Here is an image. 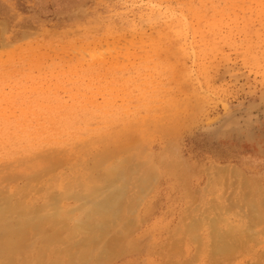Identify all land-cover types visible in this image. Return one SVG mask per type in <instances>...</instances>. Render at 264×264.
Listing matches in <instances>:
<instances>
[{
  "label": "rangeland",
  "instance_id": "374dc122",
  "mask_svg": "<svg viewBox=\"0 0 264 264\" xmlns=\"http://www.w3.org/2000/svg\"><path fill=\"white\" fill-rule=\"evenodd\" d=\"M0 38L8 46H0V129L6 137L22 136L46 111L53 117L44 107L59 98L71 114H92L91 129L101 126L102 108L133 111L138 99L159 106L124 118L143 117L150 132L140 136L134 129L141 125L130 122L124 139L132 154L114 139L106 155L121 152L128 159L121 179L103 186L104 197L115 194L111 203L121 221L108 224L106 237L92 228L94 221L79 232L76 221L68 223L76 231L71 250L86 251L88 264H264V0H0ZM79 123L71 128L82 133ZM25 146L20 140L14 149ZM62 150L58 156H70L72 164L74 154ZM152 162L156 167L146 173ZM95 163L92 154L84 164L98 179L103 167ZM68 168L54 163L49 171L60 179ZM22 185L18 180L12 189ZM85 202L61 190L48 201L69 208ZM2 220L7 223L6 214ZM131 220L137 225L128 226ZM224 240L236 251L215 254ZM169 245L178 250L167 257ZM115 246L122 248L111 252ZM16 256L15 264L25 259Z\"/></svg>",
  "mask_w": 264,
  "mask_h": 264
},
{
  "label": "bare ground",
  "instance_id": "6f19581e",
  "mask_svg": "<svg viewBox=\"0 0 264 264\" xmlns=\"http://www.w3.org/2000/svg\"><path fill=\"white\" fill-rule=\"evenodd\" d=\"M172 25H173V23H172ZM171 27L172 26H170V28ZM158 40H159V38H158ZM134 43H135V41H134ZM111 45H112V43H111ZM0 46H1V44H0ZM5 46H6V48L8 47L7 45L3 46V43H2L1 48H4ZM60 47H62V46L60 45ZM138 47H136V48H138ZM143 47H145V46L143 45ZM143 47H141V45H140V48H143ZM108 48H109V46H108ZM155 48H157V47H155ZM157 50H156V52H157ZM73 51L75 52V49ZM139 51H140V49H139ZM92 52L93 53L88 52L90 57L96 56V54H95L96 52L94 53L93 50H92ZM100 52L101 51L99 50V53ZM110 52H112V51H110ZM145 54H148V53H145ZM6 56H8V55H6ZM9 56H12V55H9ZM98 56H97V58H98ZM255 57H256V55H255ZM255 59L257 61V58H255ZM142 60H143V58H142ZM73 73H75V72H73ZM67 74H69V73H67ZM115 78H116V76H115ZM52 96L53 95L50 93L48 96V99L51 98ZM141 96H144V94ZM73 98H75V97H73ZM138 98H140V97H138ZM60 100H62V99H60V98L55 99V104L47 105L44 107V108L50 110L53 117H51L50 113L46 111L43 114V117L41 115L39 118L35 119V123L33 126H28L27 128L21 130V132L23 133L22 136H18L14 132L13 136L8 135L6 137L3 134L4 129H0V137H3L0 139V164L3 165V167L0 169V202H1V204H0V262L2 264H15V263H17L16 262L17 260L15 262H12L15 258L14 259H11V258H13L16 255L18 256L19 253L23 254V258L25 256V259L21 264H88V261L90 258H89V255H87L86 251H73V250H71V248L69 246L68 241H69V239L74 237L76 231H74L73 229H69L70 227L68 226V223H71V222L73 223L76 221L77 222L76 228H77V231L79 232V231H81L82 226L84 227L87 225L86 227H88V224L85 225L86 221L87 222L88 221L89 222L94 221V222H96V225H94V223L92 222L93 223L92 228H94L96 226L99 230L98 232L100 234L102 232V235H104V230L108 229V224H110L112 222L114 223L113 220H116V219L118 220V217H119L118 212L115 210L116 208L118 210V207L114 206L111 203L115 200V198L112 197L115 194H113V195L109 194L111 198L104 197L105 192H103V186L107 181H108L107 183L111 182L112 185H114L117 183V180L121 179L120 173H122L121 171H122L123 166L128 165V159L123 154H121V152H119L116 156H114L111 159H107L106 155H109L110 151L112 149H115L114 148V142H113L114 139L121 140V141L127 143V145L129 146V150H128L127 154L128 155L132 154L131 150H135L134 147L131 146L130 144H128V141L126 138L124 139L126 132L132 131L131 127H130V122H132L133 125H141L139 127L140 131L138 129H134L135 131L139 132L138 134L140 136L149 135L150 132H149V129L147 130V127H145V125H146L145 121L146 120L143 117H135V118L132 117V120H128V119H124V118L128 115H134L136 112H139V111H143V112L145 111L144 112V114H145L148 111L150 113V112L156 111L157 108H159V106L153 104L154 100L145 101L143 99H138L136 104L133 106V111H130L127 107H122L120 112H117L114 110L110 111L108 108L107 109L102 108L100 110V114L103 116L101 126L98 128H95V129H91V128L87 127L86 124L91 120L92 114H90V116H87L85 118H82L81 116H76V114H74V113L71 114L68 110L69 104L62 102ZM83 102H85V101H83ZM86 102H88V101H86ZM90 102H93L92 99ZM94 102H95V100H94ZM42 105H44V104H41V106ZM23 109H24V107H22V110ZM23 111H25V113H26L27 110H23ZM27 112H29V110ZM233 112H234V110H233ZM33 113H34V110H33ZM81 115H82V113H81ZM8 117H9V115H8ZM14 117H16V115ZM29 118H31V116ZM32 118H34V117H32ZM79 122L84 125L83 129H82V133H81V129L76 130V129L71 128L72 126L77 125ZM71 129L74 132H72ZM65 133H67V135ZM153 134L154 133L152 132L151 135H153ZM64 135H66V138L63 137ZM20 140H24L26 146L22 150L14 149L16 144H19ZM62 149L63 150L66 149L70 153L74 154L75 157H74V162L72 164L70 163V162H72L70 156H66V157L58 156L59 152ZM143 152H144V150H143ZM92 154L95 157V161H96L95 164L99 165L96 169L100 168L101 166L103 167V169H102L103 173L98 179H94L92 177L91 168L88 165L86 166L84 164V163H86V158L91 156ZM54 163L69 167L68 168L69 171L64 172L60 179L52 178V173L49 171L50 166H52ZM148 164L150 167L149 168L147 167L146 173H150V172L152 173V170H154V168L156 167V164H155V162L148 163ZM145 166H148V165H145ZM136 169H138V168H136ZM139 171L141 172V170H139ZM96 173H97L96 176L98 177V175H100V172L97 171ZM186 173H188V172L186 171ZM128 174L129 173H127L126 175H128ZM217 175H219V174H217ZM47 177H49L48 180H47ZM44 179H46V180H44ZM138 179H140V178H138ZM18 180H22L23 185L20 187H16V188L12 189V185L14 183H16ZM129 181H131V180H129ZM129 181H128V183H129ZM146 182L147 181L143 182V184ZM4 183H8L9 186H11L9 190L3 189L2 185ZM38 184H43L44 187L41 189L37 188ZM134 184L135 183H133V185ZM141 184L142 183H139L138 186L140 187ZM217 184H221V183H217ZM144 187L142 188V190L144 189ZM132 188H134V187H132ZM125 189L127 190L128 188L126 187ZM59 190H61L63 193H66V194H73L74 198L78 201L87 199V201L90 200V202L89 203L85 202L86 205L82 204V205L77 206L76 208H69L70 206L66 205V204L56 205L57 202L55 204L48 203L49 197L53 196L54 191H59ZM119 191H121V189ZM144 191H146V190L144 189ZM139 192H140V190H139ZM141 192H143V191H141ZM115 193H119V192H115ZM219 193H221V192H219ZM232 195H234V194H232ZM124 196H127V195L124 194ZM229 197H231V195ZM121 198H122V195H121ZM222 198H224V196ZM101 199H103V200H101ZM131 199H133V198H131ZM98 200H101V201H98ZM104 200H105V203H101ZM121 200H123V198ZM139 200L140 199H138L136 201L138 202ZM119 202H121V201H119ZM131 203H132V201H131ZM236 203H237V201H236ZM135 204H136V202H135ZM239 204H240V201H239ZM113 207L114 208L116 207V208L113 209ZM228 208H230V210L233 209L232 207H228ZM253 208L255 209V206ZM131 209H132V207H131ZM131 209H129V210H131ZM225 210L228 211L229 209H225ZM251 210L253 211V209H251ZM239 211H241V210H239ZM127 212L130 213L131 211H128V209H127ZM143 213H144V211H143ZM4 214L7 215V219H8L7 223H5L4 220H2V216ZM135 214H136V212H135ZM254 214H256V213H254ZM130 215H134V214L131 212ZM212 215H213V213H212ZM81 216H83L85 219L82 218ZM253 218H255V217L253 216ZM125 219H127V218L125 217ZM118 221L120 222L121 220H118ZM131 221L132 222H129L131 224L128 223L129 224L128 226H130V225L134 226V224H132V223H135V221H133V220H131ZM226 223H227V221H226ZM124 224L125 223H123V225L121 227L124 228ZM112 226H115V225H112ZM126 226H127V224H126ZM232 226H234V225H232ZM89 227H91V225H89ZM194 227H196V226H194ZM223 227L225 228L224 225H223ZM124 229L126 230L127 228H124ZM132 229H134V227L132 228V226H131V231L133 232ZM92 230L89 231V234L92 232ZM212 231H213V229H212ZM244 231H245L244 233H247L248 231L252 232V230H250V229L244 230ZM109 232H111V231H109ZM109 232H108V234H109ZM117 232H116V234H117ZM179 232H180V229L174 231L173 234L177 235ZM184 232L187 234V231H184ZM86 233H88V232H86ZM118 234H119V232H118ZM130 234H131V232H130ZM100 236H98V238ZM111 237L116 238L113 235ZM246 237L248 238V236H246ZM94 238L95 239H93V241H91L92 243L94 242L93 245H95V243L97 244L99 242L96 239V236ZM110 238H108L107 241L111 240ZM113 238H112V240H114V241H116L118 239V238L117 239H113ZM225 238H227V237H225ZM86 239H88V238H86ZM99 239H101V237ZM251 239H252V237H249V239L247 240V243ZM253 239H254V237H253ZM116 242H118V241H116ZM86 243H84V244H86ZM243 243L245 244L246 242L242 241L241 247H242ZM104 245H108V243H106V244L104 243ZM238 246H236V247H238ZM117 247L118 246H115V248L111 247L112 248L111 252L113 249L114 250L117 249ZM135 247H136V245H135ZM234 247H235L234 245L226 243V241L222 242L221 244L215 246V254H221V255L229 254L230 255V253H233L234 251H236V248H234ZM245 247H247V246H245ZM245 247H242L241 249H243ZM120 248H122V247H120ZM120 248L118 247V249H120ZM174 249H176V248H174ZM174 249L170 245L167 246V250H168L167 257L173 253ZM95 250L97 251V249H95ZM95 250H94V252H95ZM176 250H178V248ZM105 251L107 252V250H105ZM245 253H247V251ZM101 254H102V252H101ZM110 254H113V253H110ZM110 254H109V259L111 258ZM17 256H16V258H17ZM117 256H119V254ZM257 258H259V257H257ZM258 260H260V259H258ZM97 261H99V260H97ZM105 261H107V260H105ZM105 261L103 260L100 262H105ZM260 261L262 262V260H260Z\"/></svg>",
  "mask_w": 264,
  "mask_h": 264
}]
</instances>
